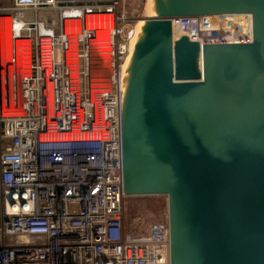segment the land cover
I'll return each mask as SVG.
<instances>
[{"label": "water", "instance_id": "water-1", "mask_svg": "<svg viewBox=\"0 0 264 264\" xmlns=\"http://www.w3.org/2000/svg\"><path fill=\"white\" fill-rule=\"evenodd\" d=\"M148 6L157 17L124 74L104 179L150 231L168 220L170 264H264V0ZM240 14L252 29L249 16L175 18Z\"/></svg>", "mask_w": 264, "mask_h": 264}, {"label": "built area", "instance_id": "built-area-1", "mask_svg": "<svg viewBox=\"0 0 264 264\" xmlns=\"http://www.w3.org/2000/svg\"><path fill=\"white\" fill-rule=\"evenodd\" d=\"M234 16L252 29L250 14L175 18ZM134 21L122 0L0 7V264H170L168 220L128 231L103 176Z\"/></svg>", "mask_w": 264, "mask_h": 264}, {"label": "rangeland", "instance_id": "rangeland-1", "mask_svg": "<svg viewBox=\"0 0 264 264\" xmlns=\"http://www.w3.org/2000/svg\"><path fill=\"white\" fill-rule=\"evenodd\" d=\"M123 8L126 14L134 19V22L147 21L155 19L157 16L147 17V0H122ZM13 0H0V7H9ZM150 16V15H149ZM139 34V33H138ZM138 37V36H137ZM1 98V92H0ZM124 216L126 228L128 231H134L137 235H145L148 226L152 223L149 213L132 199L124 200ZM166 219H163L165 221Z\"/></svg>", "mask_w": 264, "mask_h": 264}, {"label": "bare ground", "instance_id": "bare-ground-1", "mask_svg": "<svg viewBox=\"0 0 264 264\" xmlns=\"http://www.w3.org/2000/svg\"><path fill=\"white\" fill-rule=\"evenodd\" d=\"M148 2H149V0H147V9H146V10H147V17H152V16L149 14V6H148ZM149 15H150V16H149ZM142 23H143V21H141V20L138 22L137 27H138L139 31H140V28H141ZM2 38H3V32H2ZM136 40H137V38L135 39L134 46H135ZM1 48H2V49L4 48V42H3L2 40H1ZM133 49H134V47H133L132 50H131V55H132ZM131 55H130V57H129L128 60H127V63H126V66H125V72H126V69H127L128 63H129V60H130V58H131Z\"/></svg>", "mask_w": 264, "mask_h": 264}]
</instances>
